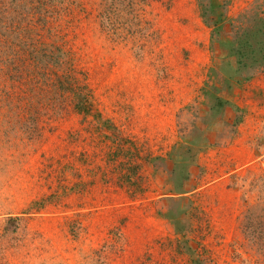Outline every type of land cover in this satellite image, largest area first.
Segmentation results:
<instances>
[{
	"label": "rangeland",
	"instance_id": "obj_1",
	"mask_svg": "<svg viewBox=\"0 0 264 264\" xmlns=\"http://www.w3.org/2000/svg\"><path fill=\"white\" fill-rule=\"evenodd\" d=\"M245 29L264 0H0V264H264Z\"/></svg>",
	"mask_w": 264,
	"mask_h": 264
},
{
	"label": "trees",
	"instance_id": "obj_2",
	"mask_svg": "<svg viewBox=\"0 0 264 264\" xmlns=\"http://www.w3.org/2000/svg\"><path fill=\"white\" fill-rule=\"evenodd\" d=\"M230 53L235 56L236 60L234 64L227 61L222 67L227 83H230L232 79L238 81L245 70L249 71L251 67L254 68L255 64H251L254 58L260 57L259 63L264 62V32L259 29L255 31L245 29L243 32H238ZM215 105L221 108L222 99H218Z\"/></svg>",
	"mask_w": 264,
	"mask_h": 264
}]
</instances>
